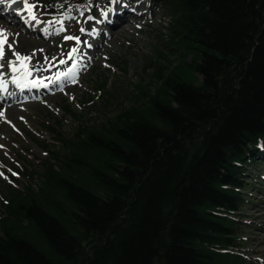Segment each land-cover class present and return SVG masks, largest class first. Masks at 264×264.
Returning a JSON list of instances; mask_svg holds the SVG:
<instances>
[{"label":"trees","instance_id":"trees-1","mask_svg":"<svg viewBox=\"0 0 264 264\" xmlns=\"http://www.w3.org/2000/svg\"><path fill=\"white\" fill-rule=\"evenodd\" d=\"M152 1L191 59L165 71L161 50L131 106L50 128L62 148L0 198V264H246L233 216L264 161V0Z\"/></svg>","mask_w":264,"mask_h":264},{"label":"rangeland","instance_id":"rangeland-1","mask_svg":"<svg viewBox=\"0 0 264 264\" xmlns=\"http://www.w3.org/2000/svg\"><path fill=\"white\" fill-rule=\"evenodd\" d=\"M110 0H39L37 8L38 16L42 24L49 20L66 18V24L62 26L64 31L53 43L56 51L62 52L58 61L65 60L64 65L71 63L72 59H66V52L73 48L72 40H65V36L77 37L79 33L80 20L89 19L93 23H99L103 18L105 4ZM137 0H132L136 2ZM36 3V0H30ZM98 8L99 14L92 15V4ZM63 5V7H58ZM150 7L141 19L143 25L138 34V40L125 38L120 41V49L110 51L102 60L93 63L90 68L82 72L81 81L76 87L75 93L59 88L57 93L50 96L30 99L28 109L24 116H18V124L15 127L17 132L11 131V146L8 149L0 148V198L5 193L6 188L14 186L16 188L26 187L29 181L28 174L37 170L51 155L53 148H62L51 133L50 128L56 127L64 137L71 135L76 127L77 119L84 116V120L95 123H102L118 113L119 108L129 107L134 99L139 96V88H144L152 81L154 73L161 74L163 62L158 60V54L163 50L170 51L169 67L164 70L178 71L177 65L185 61L184 52L179 51L177 45H171L170 32L168 30L167 11L164 6H159V11L150 12ZM153 15H155L153 17ZM11 21V20H10ZM145 21H148L145 24ZM15 22H11V26ZM139 24V23H138ZM10 28V27H9ZM105 28V32L107 27ZM53 31V29H50ZM22 32V27L19 29ZM107 33V32H106ZM49 34V33H48ZM14 41V33L9 36V43ZM143 42V44L141 43ZM8 55H12L11 49L7 48ZM15 51H19L17 48ZM186 57V61L190 60ZM134 63V67L132 64ZM182 66V63H181ZM31 67L40 68L35 62ZM185 79H190L198 83L201 79L196 74H184ZM104 82V87L99 84ZM158 85L155 84L154 87ZM107 92L114 93L116 100L105 99L109 96ZM143 91H141L142 93ZM67 108V110H66ZM17 135L20 143L13 138ZM48 149H46V147ZM255 160V165L245 166L246 173L243 180L250 182L259 189L252 190L250 186L245 189V196L249 203L239 211L241 215H234L241 222L243 232L240 250H234L245 256L246 264H264V161ZM258 165V166H257ZM256 173L262 175V180L256 181Z\"/></svg>","mask_w":264,"mask_h":264},{"label":"bare ground","instance_id":"bare-ground-1","mask_svg":"<svg viewBox=\"0 0 264 264\" xmlns=\"http://www.w3.org/2000/svg\"><path fill=\"white\" fill-rule=\"evenodd\" d=\"M159 6L161 5L152 0H137L136 2L119 0L118 4H113L111 0L110 2L108 1L105 4L106 8L102 13L101 22L96 24L89 19L79 21V28H83L85 31L81 32L79 30L77 37L80 38V42L72 40L73 48H77L78 51L72 53V48L66 52L65 58H71L72 61L65 66L64 63L61 64L58 61L62 52L56 51L53 43L62 34V31H58V29L62 28L66 21L69 20L64 17L60 18V20H49L45 24L40 21L36 23L29 20L27 13L18 12L22 5L12 4L11 0H0V28L5 29L9 34L14 33V48L19 50L18 53L32 57L31 61H29L30 67L35 62L40 65V70L34 71L29 79L42 81L38 87L24 89L9 83L7 91L0 92V112L4 113L3 116H0V148L8 149L11 146L9 142L11 141V131L14 129L13 131L17 132L15 130L18 124L17 117L24 116L30 105V99L40 96L49 97L52 93L56 94L59 88L71 92V96H73L76 87L81 81L82 72L90 68L93 63L102 60L110 51L119 50L121 44L119 40L122 41V39L129 37L137 41L138 34L135 31H140L143 25L141 19L146 13L145 10L150 7L149 13L157 12L159 11ZM104 13H108L107 17ZM91 14H99L98 8L95 7V2L92 4ZM38 18L43 19L40 16ZM56 21H62V23H56ZM11 22L15 23L11 26ZM147 23L148 21H145V24ZM104 26L107 27V33L105 28H103ZM21 27L22 32L19 31ZM45 28L48 29L47 32L43 30ZM50 29H53V31ZM141 43L143 44V42ZM5 53V61H0L5 66L0 69V73H3L4 77L10 81L12 73L9 71L6 61L13 60L14 57L13 54H7L6 48ZM73 65H75V68L69 77H61L60 80L55 79L58 73L67 72L73 68ZM132 67H134V63ZM13 138L20 143L17 135H14Z\"/></svg>","mask_w":264,"mask_h":264},{"label":"snow or ice","instance_id":"snow-or-ice-1","mask_svg":"<svg viewBox=\"0 0 264 264\" xmlns=\"http://www.w3.org/2000/svg\"><path fill=\"white\" fill-rule=\"evenodd\" d=\"M113 4H118L119 0H111ZM12 4H20L22 5L21 8L18 9V12L20 13H27V16L30 21L39 23L38 15H37V8L39 6V0H36V3L30 2V0H11ZM58 7H63V5H58ZM104 15L107 17L108 13H104ZM56 23H62V21H56ZM45 32L48 31L47 28L43 29ZM58 31H64L63 28L58 29ZM81 32H84L85 29L81 28ZM95 32V30H93ZM9 34L5 29L0 28V61H5V45H7L8 49H11L13 52V60H8L7 66L9 68V71L12 73L10 81L4 77L3 73H0V92H6L8 89L9 83H12L16 85L20 89L28 88V87H38L42 81L37 79H29V77L32 76L34 71H39L40 69L30 67L29 61H31V56L22 55L21 53H18L15 51L14 43H9ZM18 35V34H15ZM65 40H76L77 42H80L79 37L74 36H65ZM91 47V45H89ZM35 51V50H34ZM42 51V50H41ZM77 48L72 49V53L77 52ZM61 64L66 63L65 60L59 61ZM4 63L0 62V69L4 68ZM75 65H73V68L69 69L67 72L64 73H58L55 77L56 80H60L61 77L67 78L71 75V73L74 71ZM47 87V85H45ZM4 113L0 112V116H3ZM0 175H3V173H0Z\"/></svg>","mask_w":264,"mask_h":264}]
</instances>
